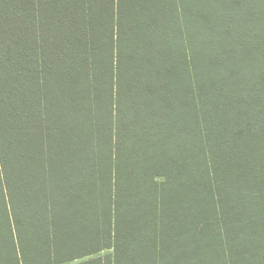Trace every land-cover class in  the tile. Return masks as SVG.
<instances>
[{"label": "trees", "instance_id": "trees-1", "mask_svg": "<svg viewBox=\"0 0 264 264\" xmlns=\"http://www.w3.org/2000/svg\"><path fill=\"white\" fill-rule=\"evenodd\" d=\"M103 249L264 264V0H0V264Z\"/></svg>", "mask_w": 264, "mask_h": 264}, {"label": "rangeland", "instance_id": "rangeland-1", "mask_svg": "<svg viewBox=\"0 0 264 264\" xmlns=\"http://www.w3.org/2000/svg\"><path fill=\"white\" fill-rule=\"evenodd\" d=\"M192 74L193 76L195 77V72L192 70ZM173 149V148H171ZM173 150H176V149H173ZM190 156V154H186L185 155V158H188ZM190 163H192L193 167L197 168V163H198V159H197V156H196V152L194 151V154H193V161ZM168 166V165H167ZM157 182L160 184V183H165V180L164 178L162 177H158L157 179ZM167 181V180H166ZM185 181H186V178H184L183 176L179 177V179L175 180V181H172V182H169L166 184V188H164V198L163 200L165 199L166 200V206H168L169 208L173 209L175 212L178 213V215H182V216H189L191 213L190 211L193 209V205L191 203L190 200H185L183 199V194L185 193H182L184 192V189L186 188L185 185ZM181 187V189L179 190L178 188ZM179 194V197L180 199L176 196V194ZM193 204H197V202H193ZM197 211V208L195 211H193V214L194 216H197L198 214L196 213ZM198 244V243H196ZM195 244V245H196ZM214 247V246H212ZM113 255V252L112 250L110 249H103L101 251H98L97 253L93 254L92 256H89L87 257L85 260H91V259H99L102 261L101 264H107L106 261H107V258L108 257H112ZM84 261L83 260H78L76 262H73V263H70V264H74V263H79V262H82ZM113 261V259H111V262Z\"/></svg>", "mask_w": 264, "mask_h": 264}]
</instances>
